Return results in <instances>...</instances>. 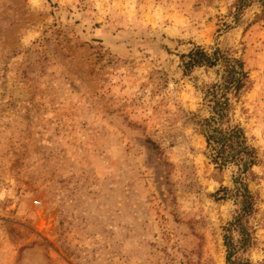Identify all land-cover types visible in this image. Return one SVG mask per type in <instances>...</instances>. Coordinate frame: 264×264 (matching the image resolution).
Returning <instances> with one entry per match:
<instances>
[{"label":"rangeland","instance_id":"374dc122","mask_svg":"<svg viewBox=\"0 0 264 264\" xmlns=\"http://www.w3.org/2000/svg\"><path fill=\"white\" fill-rule=\"evenodd\" d=\"M238 3L0 0V264H264V13ZM197 47L244 65L245 181L207 144Z\"/></svg>","mask_w":264,"mask_h":264},{"label":"trees","instance_id":"16d2710c","mask_svg":"<svg viewBox=\"0 0 264 264\" xmlns=\"http://www.w3.org/2000/svg\"><path fill=\"white\" fill-rule=\"evenodd\" d=\"M255 2H259L264 13V0H239L237 5L238 11L240 12L244 5L252 6ZM181 67L184 70L185 75H189L194 72L197 68H215L220 66L222 71L221 82L209 86V90L213 88H219L217 93H209V96H213L211 103L214 102V107L212 110V115L209 119H205L203 124L207 125L208 131L205 133L206 141L213 151V158L215 165L218 170L226 167V164L230 168H233L235 172V178L237 180H246L247 171L249 167H254L256 165L255 151L251 146L247 144V138L245 136V131L236 126L233 123V119H229V111L233 108L230 103V99L226 98V93L223 92L224 89H233L234 93L238 95L245 87H247L246 80L248 81L247 75L242 72L244 70V65L236 59L230 58L223 53L221 49L214 48L206 50L201 47L193 49L189 54L182 55L180 57ZM238 75V76H236ZM222 91V94L220 93ZM230 109V110H229ZM212 122H214L212 124ZM157 150L158 147L154 146ZM250 155V156H249ZM230 165H233L232 167ZM235 180V179H234ZM235 182V181H233ZM244 190L242 184L238 186V192ZM229 188H222L217 195L222 192L229 191ZM244 194V195H243ZM243 199L237 200L238 207L242 205L245 207H251V202L247 194L242 193ZM224 195L222 199H225ZM252 208V207H251ZM251 208H244L243 211H249ZM241 210V208H240ZM245 213H240L236 218L235 222H239L243 218ZM233 223V224H234ZM227 247L232 246L230 242H225ZM235 244V243H234ZM230 249H228L229 251ZM227 264H248L244 261H240L233 258V254L229 253L227 258Z\"/></svg>","mask_w":264,"mask_h":264}]
</instances>
